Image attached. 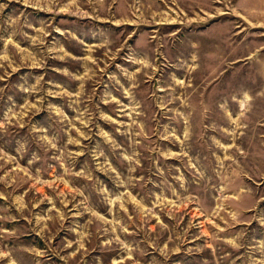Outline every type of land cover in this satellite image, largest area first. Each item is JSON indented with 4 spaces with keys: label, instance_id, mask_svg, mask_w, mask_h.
<instances>
[{
    "label": "rangeland",
    "instance_id": "374dc122",
    "mask_svg": "<svg viewBox=\"0 0 264 264\" xmlns=\"http://www.w3.org/2000/svg\"><path fill=\"white\" fill-rule=\"evenodd\" d=\"M0 264H264V0H0Z\"/></svg>",
    "mask_w": 264,
    "mask_h": 264
}]
</instances>
